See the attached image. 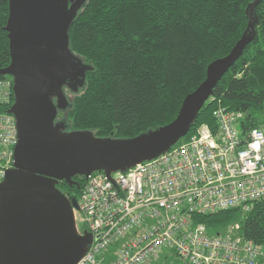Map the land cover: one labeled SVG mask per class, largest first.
Instances as JSON below:
<instances>
[{
  "label": "trees",
  "instance_id": "1",
  "mask_svg": "<svg viewBox=\"0 0 264 264\" xmlns=\"http://www.w3.org/2000/svg\"><path fill=\"white\" fill-rule=\"evenodd\" d=\"M256 1L254 41L218 82L183 140L203 126L216 131L219 108L244 113L248 128H264V0H87L69 39L72 53L92 70L78 93L64 89L69 106L59 110L57 121L66 131L88 130L117 139L168 125L186 96L206 79L208 66L227 56L242 38L249 23L247 9ZM9 14L10 0H0V71L11 63L5 30ZM14 102L15 95L0 111L8 112ZM74 181H61L57 187L79 200L87 179L76 176ZM238 215L232 209L194 219L212 232ZM241 233L264 245V200L254 203Z\"/></svg>",
  "mask_w": 264,
  "mask_h": 264
},
{
  "label": "water",
  "instance_id": "2",
  "mask_svg": "<svg viewBox=\"0 0 264 264\" xmlns=\"http://www.w3.org/2000/svg\"><path fill=\"white\" fill-rule=\"evenodd\" d=\"M87 0H10L5 30L13 77L18 144L14 168L0 184V264H78L93 242L81 235L74 208L78 200L58 187L94 172H125L168 152L185 138L225 73L256 37L257 17L247 9L248 27L231 52L213 61L206 79L183 101L168 125L134 138H100L92 131H66L57 121L69 101L64 89L85 86V64L70 49L69 30Z\"/></svg>",
  "mask_w": 264,
  "mask_h": 264
},
{
  "label": "built area",
  "instance_id": "3",
  "mask_svg": "<svg viewBox=\"0 0 264 264\" xmlns=\"http://www.w3.org/2000/svg\"><path fill=\"white\" fill-rule=\"evenodd\" d=\"M13 95L12 78L0 79V108ZM215 116L216 131L203 126L157 158L87 178L74 214L93 242L78 264H264V245L247 240L237 220L212 234L194 219L232 209L245 218L264 200V128L244 126L242 112ZM17 144L15 117L0 111V184Z\"/></svg>",
  "mask_w": 264,
  "mask_h": 264
},
{
  "label": "rangeland",
  "instance_id": "4",
  "mask_svg": "<svg viewBox=\"0 0 264 264\" xmlns=\"http://www.w3.org/2000/svg\"><path fill=\"white\" fill-rule=\"evenodd\" d=\"M9 77L12 78V80H13V77H12V76H9ZM263 116H264V113H263ZM236 220H237V221H236ZM235 221H236L237 224H238V223H241V224H242V222L244 221V216L240 213V214L237 216V218L233 221V223H234ZM241 227H242V226H241ZM220 231L224 232V231H225L224 227H221V228H219L218 230L212 231L211 233H212V234H216V233H218V232H220ZM161 259H162V258H160L158 261L153 262L152 264H161V263H160Z\"/></svg>",
  "mask_w": 264,
  "mask_h": 264
},
{
  "label": "flooded vegetation",
  "instance_id": "5",
  "mask_svg": "<svg viewBox=\"0 0 264 264\" xmlns=\"http://www.w3.org/2000/svg\"><path fill=\"white\" fill-rule=\"evenodd\" d=\"M73 185V184H72Z\"/></svg>",
  "mask_w": 264,
  "mask_h": 264
}]
</instances>
